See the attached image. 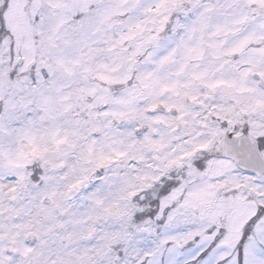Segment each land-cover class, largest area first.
<instances>
[{"label":"snow or ice","instance_id":"obj_1","mask_svg":"<svg viewBox=\"0 0 264 264\" xmlns=\"http://www.w3.org/2000/svg\"><path fill=\"white\" fill-rule=\"evenodd\" d=\"M0 264H264V0H0Z\"/></svg>","mask_w":264,"mask_h":264}]
</instances>
